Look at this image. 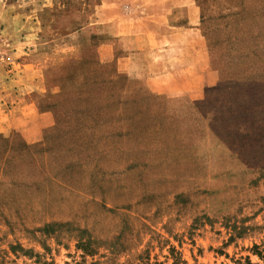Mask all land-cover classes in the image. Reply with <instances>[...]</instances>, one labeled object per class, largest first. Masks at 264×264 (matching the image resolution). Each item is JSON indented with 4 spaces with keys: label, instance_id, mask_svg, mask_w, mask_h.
Here are the masks:
<instances>
[{
    "label": "rangeland",
    "instance_id": "rangeland-1",
    "mask_svg": "<svg viewBox=\"0 0 264 264\" xmlns=\"http://www.w3.org/2000/svg\"><path fill=\"white\" fill-rule=\"evenodd\" d=\"M56 2L35 54L80 28L82 57L40 62L37 115L0 133V264H264V0L180 12L209 49L198 99L113 74L101 0Z\"/></svg>",
    "mask_w": 264,
    "mask_h": 264
},
{
    "label": "crops",
    "instance_id": "crops-1",
    "mask_svg": "<svg viewBox=\"0 0 264 264\" xmlns=\"http://www.w3.org/2000/svg\"><path fill=\"white\" fill-rule=\"evenodd\" d=\"M56 1L0 0V37L9 48L0 52V133L24 127L37 115L38 99L47 93L43 74L49 69L40 62L63 56L81 60L80 28L65 33L75 38L62 52H41L40 58L35 54L42 43L54 41L50 35L64 29ZM187 1L101 0L96 23L114 40L113 52L101 50V61L114 62L113 74L144 79L155 95L200 98L210 73L209 49L196 23L181 20L180 12L192 4ZM137 9L144 15H135ZM150 9L155 13L148 14Z\"/></svg>",
    "mask_w": 264,
    "mask_h": 264
},
{
    "label": "trees",
    "instance_id": "trees-1",
    "mask_svg": "<svg viewBox=\"0 0 264 264\" xmlns=\"http://www.w3.org/2000/svg\"><path fill=\"white\" fill-rule=\"evenodd\" d=\"M113 73H114V71H113ZM118 76H121V74H117ZM158 96V95H157ZM192 108H193V110L191 111V114L192 115H194V113H196V114H200V112L202 111V110H204V106H201V104H199V102H196V104H194V105H192L191 106ZM209 116V115H208ZM208 116H206V117H208ZM256 248L258 249V246H256ZM256 254L261 258V259H263L264 260V252H263V250H257V252H256Z\"/></svg>",
    "mask_w": 264,
    "mask_h": 264
}]
</instances>
